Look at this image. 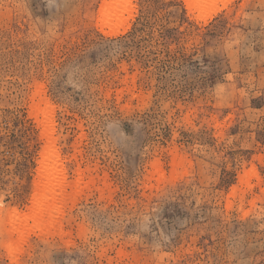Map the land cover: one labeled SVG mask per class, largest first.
<instances>
[{"label": "rangeland", "instance_id": "rangeland-1", "mask_svg": "<svg viewBox=\"0 0 264 264\" xmlns=\"http://www.w3.org/2000/svg\"><path fill=\"white\" fill-rule=\"evenodd\" d=\"M0 264H264V0H0Z\"/></svg>", "mask_w": 264, "mask_h": 264}, {"label": "bare ground", "instance_id": "bare-ground-1", "mask_svg": "<svg viewBox=\"0 0 264 264\" xmlns=\"http://www.w3.org/2000/svg\"><path fill=\"white\" fill-rule=\"evenodd\" d=\"M39 106V103L35 104ZM47 148L43 153L41 171L33 186L32 204L29 213L22 220L16 221L14 216H9L10 237L6 246L8 249H18L24 240V227L27 220H32L39 227H50L57 223V216L60 214V208L65 203L66 198L57 193L54 184L56 152L53 150V138L49 129L45 130ZM63 206V205H62ZM21 219V218H20ZM12 237H14L12 239Z\"/></svg>", "mask_w": 264, "mask_h": 264}]
</instances>
